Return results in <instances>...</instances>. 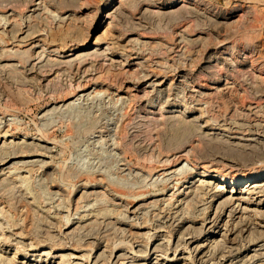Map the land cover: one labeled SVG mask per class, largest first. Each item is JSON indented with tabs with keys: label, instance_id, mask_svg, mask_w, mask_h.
Here are the masks:
<instances>
[{
	"label": "rangeland",
	"instance_id": "374dc122",
	"mask_svg": "<svg viewBox=\"0 0 264 264\" xmlns=\"http://www.w3.org/2000/svg\"><path fill=\"white\" fill-rule=\"evenodd\" d=\"M0 264H264V0H0Z\"/></svg>",
	"mask_w": 264,
	"mask_h": 264
},
{
	"label": "bare ground",
	"instance_id": "6f19581e",
	"mask_svg": "<svg viewBox=\"0 0 264 264\" xmlns=\"http://www.w3.org/2000/svg\"><path fill=\"white\" fill-rule=\"evenodd\" d=\"M214 179H216L217 182L216 181H212L211 183H217V184H221V185H224V184L230 185L231 187H233V189L235 187H237V186H240V184L242 183L241 180H236L234 178H228L226 176H220V177L218 176V177H215ZM262 181L263 180H261V177H258V178H247L245 183L247 184L246 187L249 188V187H255V186H258V185L262 184Z\"/></svg>",
	"mask_w": 264,
	"mask_h": 264
}]
</instances>
